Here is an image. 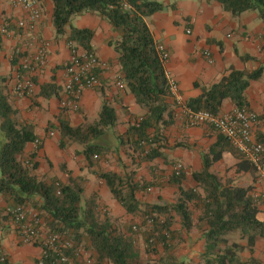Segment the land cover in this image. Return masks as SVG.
<instances>
[{"label": "trees", "instance_id": "1", "mask_svg": "<svg viewBox=\"0 0 264 264\" xmlns=\"http://www.w3.org/2000/svg\"><path fill=\"white\" fill-rule=\"evenodd\" d=\"M51 1L55 32L62 34L69 26L67 39L82 49L91 51L93 31L71 25V18L75 15L94 13L118 32L117 38H110L108 44L118 54L125 88L144 109V114L138 120L131 121L127 130L117 135L113 129L117 120L115 109L105 102L101 105L97 120L92 123L73 127L66 119L60 118L56 127L59 148L65 149L71 143H76L83 147L81 153L85 158L91 160L95 158L94 155L107 153L109 143H115L113 151L117 155L119 149L127 145L132 162L136 165V162L163 157L161 149L166 147V137L161 126L165 127L172 121L169 109V98L172 96L165 63L159 58L157 44L145 18L161 11L166 5L158 0ZM206 1L218 2L224 11L233 16L249 10L256 11L264 22V0ZM170 7L174 6L171 4ZM263 69L259 67L246 71L230 67L219 80L202 87L201 94L187 100L185 106L216 114L220 112L223 101L230 99L236 108L246 107L245 89L249 81L256 79ZM56 89L48 83L40 87V92L43 95L46 92L50 94ZM16 113V109L7 101L4 85L0 84V196L7 197L12 204H24L35 209L43 217L48 229L63 234L74 244L83 246L85 242L83 247L90 251L99 264H241L240 253L244 246L230 240L228 233L238 231L240 237L246 239V247L249 248L257 238H264V209L259 207L257 198L252 194V186L233 185L231 181H224L221 176L210 171L211 165L221 159L225 150L240 158L238 169H252L228 141L218 135L208 151L201 153V168L191 174L194 186L181 187L183 173H172L171 179L178 185L179 196L175 202L167 205L155 204L142 208L136 197L142 183L112 171L97 173L125 213L135 216L141 212L144 221L148 217L151 219V241L148 239L147 243L153 249L154 243L156 247L160 244L162 252L156 262L143 261L133 233L117 227L106 214L101 216L94 195H84L80 177L69 176L64 183L56 177L44 179L35 172V154L24 157V148L33 142L39 149L41 143L34 134L33 126L19 123L15 118ZM261 117L264 118V113ZM256 138L264 141V132H258ZM98 140L104 141L107 146ZM136 158L137 161L134 160ZM195 210L199 213V223L205 226L201 233L203 251L197 262L178 258L169 245L170 214H177L181 227L189 230L193 226ZM0 264L15 263L0 253Z\"/></svg>", "mask_w": 264, "mask_h": 264}, {"label": "crops", "instance_id": "2", "mask_svg": "<svg viewBox=\"0 0 264 264\" xmlns=\"http://www.w3.org/2000/svg\"><path fill=\"white\" fill-rule=\"evenodd\" d=\"M11 3V0H0V23L6 22L10 27L21 13L17 8H13ZM40 3L43 16L39 29L49 42V56L47 66L34 77L35 92L32 97H19L13 93L14 67L9 55L16 39L0 34V84L4 85L7 101L17 111L16 120L19 123L31 124L38 142L41 143L39 149L36 148L35 143H28L24 148V157L28 158L30 154H35L33 158L37 162L35 172L39 175L49 169L45 162L46 157L55 173L51 177L55 176L64 183L68 181L69 176L80 177L84 180L83 185L87 183L88 186L92 183L94 190L101 195L100 199L114 209L121 206L113 198L104 181L97 177V173L112 171L120 174L117 163L122 166L119 165L120 168L128 169L133 166L135 171L133 176L139 183L144 179L149 183L158 179L163 181L162 185L172 187L171 193H168L170 191L167 188L160 189L165 193L158 194L153 200L143 199L140 204L147 202L151 205H167L175 202L179 196L178 185L167 183L172 176L174 165L181 162L184 166L180 186L184 187L185 183H187L186 187L194 186L195 182L191 174L201 168V153L208 151L217 140L218 134L207 125L198 127L185 125L181 107H177L173 97H170L169 109L172 121L165 127L161 126L166 137V147L161 149L163 157L136 162L138 163L136 165L132 162L130 149L125 150L127 145L123 146L124 149L121 147L117 155L113 151L115 143H109L107 153L96 156L97 162L94 161L95 164L92 165L89 163L92 159L87 160L81 153L82 146L71 143L65 149L59 148V134L56 127L60 118L66 119L73 127L92 123L97 120L101 105L105 102L114 107L116 112L117 120L113 129L118 134H123L131 121L144 114V109L135 102L134 96L125 86L124 88L117 86L116 80L121 77L118 54L108 44V40L116 38L118 32L94 13H84L74 17L71 25L93 31L90 41L91 50L107 61L109 67L100 73L98 87L83 91L76 111L59 105L62 94V64L69 54L66 42L70 29L66 26L65 32L57 34L52 22V1L40 0ZM164 4L166 6L161 11L146 17L145 21L156 44L163 45L169 53L165 70L168 78L175 82L177 94L183 105L190 98L198 97L202 87L219 80L230 67L246 71L264 68V22L258 17L257 12L250 10L233 16L224 11L218 2L206 0H167ZM171 4L173 8L170 7ZM187 28L190 33H186ZM205 49L211 53V63L202 55ZM48 83L53 84L57 91L50 94L46 92L43 95L40 87ZM245 97L246 107L253 110L259 118L254 131L256 138L258 132H264V118L261 117L264 113V69L256 79L249 81L245 89ZM233 108L235 106L232 101L225 99L220 111ZM51 131L53 134L50 136ZM98 141L104 144V141ZM75 151H77L76 155ZM121 154L128 158H123ZM134 160L137 161V158ZM239 161L240 158L229 163L221 158L211 165L210 171L220 176L230 168L227 174L231 177V183L242 187L252 186V194L257 198L259 207L264 209V183L251 171L252 169H238ZM138 192L142 193L140 190ZM141 193H136L137 199L138 195H142ZM7 202L10 200L2 196L0 205L5 207ZM170 215L172 217L169 245L179 248L175 252L171 246L172 251L178 258L186 261H199L204 244L201 233L205 226L199 223L198 211H194L193 226L189 230L181 227L177 214ZM8 226L0 227V253L4 254L11 263H36L40 255L39 247L21 244L15 231ZM227 236L244 246L240 253L241 264H264V238H257L254 245L249 248L246 247V239L240 237L238 231H231ZM161 252L157 253V258ZM152 258H155L154 255ZM247 261L249 263H246Z\"/></svg>", "mask_w": 264, "mask_h": 264}, {"label": "built area", "instance_id": "3", "mask_svg": "<svg viewBox=\"0 0 264 264\" xmlns=\"http://www.w3.org/2000/svg\"><path fill=\"white\" fill-rule=\"evenodd\" d=\"M13 8L20 13L9 26L0 23V34L16 39L9 59L14 67L12 91L19 97H32L35 92V75L47 66L49 42L39 29L43 9L39 0H11ZM186 33H190L187 28ZM68 58L62 64L61 89L59 105L62 108L76 111L83 91L100 85V73L109 67L107 61L95 52L82 49L75 42L67 40ZM159 58L166 63L168 51L163 45H156ZM203 57L212 62L208 49L203 50ZM119 88L124 82L119 76L116 80ZM169 92L174 102L180 105L184 123L190 127L207 125L228 143L246 160L264 183V141L254 137L259 123L258 115L248 107L233 108L216 114L205 110H193L183 105L177 94L175 82L169 78ZM138 120V118H137ZM53 132H49L51 136ZM94 157H96L94 155ZM27 162V161H26ZM184 171L181 162L174 165L173 172L180 175ZM146 190H150L147 187ZM6 222L15 231L21 244L39 247L40 255L37 264H99L96 259L81 245L63 234L48 229L43 217L33 208L24 204H7L4 208ZM150 226L151 219L146 218ZM133 230L137 227L133 226ZM167 236V233L165 234ZM151 241V239H149Z\"/></svg>", "mask_w": 264, "mask_h": 264}, {"label": "rangeland", "instance_id": "4", "mask_svg": "<svg viewBox=\"0 0 264 264\" xmlns=\"http://www.w3.org/2000/svg\"><path fill=\"white\" fill-rule=\"evenodd\" d=\"M158 1H161V2H166L167 0H158ZM250 11V10H249ZM256 12V11H255ZM91 14H93V13H91ZM78 15H75V16H73L72 18H71V20L74 18V17H77ZM117 38V37H116ZM116 38H113V39H116ZM175 105H177V107H179L180 105L179 104H177L176 102H175ZM164 130H165V128H164ZM114 132H115V135H117V131L116 130H114ZM76 144V143H75ZM77 145V144H76ZM77 146H80V145H77ZM82 148V147H81ZM126 148L127 147H125V150H126ZM122 149H124L123 147H122ZM77 151H75V155L77 154L76 153ZM121 156L123 157V158H128V157H125V155H123V154H121ZM221 158H223L226 162H229V163H231V162H233L234 160L236 161L237 159H238V157L235 155V154H233V153H231L230 151H227V150H225V151H223L222 152V157ZM242 158V157H241ZM97 162V159L96 158H93L89 163H91L92 165L93 164H95V162ZM45 162H46V164H47V167H49V169H47V171L45 172V173H43L42 175H40L41 177H43L44 179H51V178H53V177H55V176H53V177H51L52 176V174H55V173H53V171H52V167L51 166H49V164H48V159L45 157ZM114 162H115V160H114ZM116 163V162H115ZM91 164H89V167L91 166ZM120 165V164H119ZM118 165V163L116 164V166L119 168V171L121 172L120 174L122 175V176H125V177H131L132 179H134L135 180V177L133 176L134 175V172L135 171H133V166H131V167H128V169L127 168H120V166ZM122 167V166H121ZM126 167V166H125ZM229 169L230 168H228L227 169V171H229ZM64 174H66L65 173V171H63V170H61ZM227 171H225V173L223 174V175H220L221 177H222V179L224 180V181H231V177H228V174H227ZM253 173H256L253 169L251 170ZM144 178H141V180H143ZM98 180V179H97ZM144 180H146V179H144ZM142 181L141 183H142V187H141V189H140V191H142V193L141 192H137L138 194L139 193H141L142 195H138V200L140 201V202H142L143 201V199L145 200V201H149V200H153V198H155L156 199V197H157V195L158 194H160V193H165V191L164 192H162L160 189H163V188H167L170 192H168V193H171V189H172V187H170V186H165V184L164 185H162V182L163 181H159L158 179L156 180V181H152L151 183H149V182H146V181ZM83 182H84V180H82ZM136 181V180H135ZM261 181V180H260ZM139 182V181H138ZM140 183V184H141ZM167 183H173L174 184V182L172 181V179L170 178L169 180H168V182ZM83 184V183H82ZM186 185H187V183H185V186L184 187H186ZM148 186H150V190H146L145 188L146 187H148ZM152 187V188H151ZM83 188H84V191H83V193H84V195L85 196H90V195H94V197H95V200H96V202H97V204H98V206H99V210H100V212H101V216L102 215H104V214H106L107 216H109L110 218H111V220L114 222V224L117 226V227H119L120 229H125V230H127V231H131L132 233H133V235H134V237H135V245H136V247H137V250H138V252H139V254H140V257H141V259L144 261V260H150L151 262H156V260H157V252H161L162 251V246L160 245V244H158L157 245V247H156V243H154V245L153 246H155V250L156 251H154V252H152V250H154L153 249V247L152 246H148V239L151 237V235H150V233H151V226H149L147 223H146V221H144V216H143V214L140 212V213H137L135 216H132V215H130V214H128V213H125L124 212V210L121 208V207H118V208H116V209H114V208H111L110 206H109V204H106L104 201H102L100 198H101V195L99 194V193H97L95 190H94V188H93V186H92V183H90V185H88L87 186V183L86 184H84L83 185ZM144 192V193H143ZM178 197V196H177ZM152 198V199H151ZM177 199V198H176ZM0 202L2 203V196H0ZM11 202H7L5 205H7V204H10ZM151 204L150 203H147V202H145V203H141V207L142 208H146V206H150ZM4 207H2L1 205H0V227L1 228H4V227H6L7 225H9L7 222H6V218H5V216H4V209H3ZM195 211H197V210H195ZM122 212H124V213H122ZM7 224V225H6ZM133 226H136L137 227V229L136 230H134L133 231ZM9 228H10V226H8ZM7 227V228H8ZM239 233V232H238ZM234 238H236V234H234ZM230 240L232 239V238H229ZM241 239V238H240ZM83 244V246L85 247V242L84 243H82ZM171 246H173V245H171ZM173 249H174V251L175 252H177L178 251V249L179 248H176V246H173L172 247ZM87 249V248H86ZM89 253H90V251H88ZM156 252V253H155ZM150 255L153 257V255H154V257L155 258H152V257H150Z\"/></svg>", "mask_w": 264, "mask_h": 264}]
</instances>
